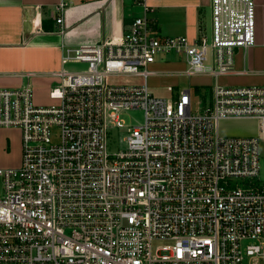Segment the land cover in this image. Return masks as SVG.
I'll return each mask as SVG.
<instances>
[{
  "label": "built area",
  "instance_id": "1",
  "mask_svg": "<svg viewBox=\"0 0 264 264\" xmlns=\"http://www.w3.org/2000/svg\"><path fill=\"white\" fill-rule=\"evenodd\" d=\"M143 6L120 39L64 48L63 64L85 68L56 74L53 104L31 85L0 89V129L22 140L21 165L0 168V264H264V87L217 85L194 114L190 90L172 100L114 82L147 79L168 55L191 78L231 72L256 45L257 4L211 0L194 43L160 37ZM130 111L142 124L125 123ZM237 119H255L257 136H222Z\"/></svg>",
  "mask_w": 264,
  "mask_h": 264
},
{
  "label": "crops",
  "instance_id": "2",
  "mask_svg": "<svg viewBox=\"0 0 264 264\" xmlns=\"http://www.w3.org/2000/svg\"><path fill=\"white\" fill-rule=\"evenodd\" d=\"M63 1L0 0V89L31 85L38 105L53 104L50 94L60 84L56 74L62 70L84 69L63 64L64 48L120 39L136 18L145 16L144 2L150 9L147 16L156 22L160 37H188L194 43L201 30L211 31L204 23L205 18H212L211 0H68L62 13L63 23L58 24L57 9ZM255 2L256 45L237 51L231 72L195 76V92L207 106L212 103L217 85L264 87V0ZM177 58L169 62L159 59L147 79L134 77L136 81L132 80L131 84H147L150 90L151 87L168 91L172 88L169 92L173 94L179 85L178 78L186 75V61L183 63ZM188 90L192 95L193 91ZM179 96L174 94L172 100ZM230 121H250L258 128L255 119ZM21 159V132L0 129V168L19 167Z\"/></svg>",
  "mask_w": 264,
  "mask_h": 264
},
{
  "label": "rangeland",
  "instance_id": "3",
  "mask_svg": "<svg viewBox=\"0 0 264 264\" xmlns=\"http://www.w3.org/2000/svg\"><path fill=\"white\" fill-rule=\"evenodd\" d=\"M204 21H205L204 23H206L209 27H211L210 18L208 19L205 18ZM177 57L179 56L168 55L164 57V61H168V62L174 61L176 60ZM179 61L185 62L186 60L185 58L180 57ZM69 66L70 68H74V67H71V65ZM77 66H82L85 68V66L83 65H77ZM178 79H179V83H178L179 85L178 87L175 88V91L173 92V94L169 92L167 89L165 88L162 89L159 87H153V88L151 87V90H152L151 92L157 97L159 96L161 98L174 99V94L181 95L183 91L191 89L193 91L192 92L193 112L194 114L202 113L204 109L207 107V105L204 103V101L200 97H198V95L195 92L194 83L196 81V77L191 78L186 75H182ZM132 80L136 81V78L131 77V76H125V77L114 79V82L120 83V84H131ZM149 81L152 82V79H149ZM122 118L127 125L137 126V125L142 124L144 120V114L141 111H130V112L123 114ZM218 130L220 134L224 137H252V136H257L258 134L257 126L253 122H250V121L238 122V121L224 120L220 122ZM116 147L117 145L115 143L110 144L111 149H116ZM261 147H262V153H263L264 143H262ZM262 164L264 165V157L262 159ZM229 182H230L231 189L245 188L249 186V180L234 179V180H230ZM2 186H3V183L0 178V195L2 193ZM156 246H164V245L157 244ZM243 264H247V263L245 262Z\"/></svg>",
  "mask_w": 264,
  "mask_h": 264
}]
</instances>
